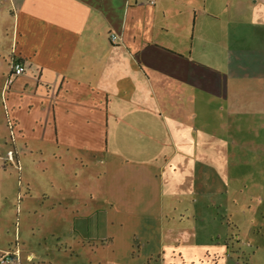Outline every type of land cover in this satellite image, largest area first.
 <instances>
[{
    "label": "crops",
    "instance_id": "0c3cea01",
    "mask_svg": "<svg viewBox=\"0 0 264 264\" xmlns=\"http://www.w3.org/2000/svg\"><path fill=\"white\" fill-rule=\"evenodd\" d=\"M0 76L2 173L36 150L72 232L117 256L128 229L160 258L187 178L264 169V0H0Z\"/></svg>",
    "mask_w": 264,
    "mask_h": 264
},
{
    "label": "rangeland",
    "instance_id": "374dc122",
    "mask_svg": "<svg viewBox=\"0 0 264 264\" xmlns=\"http://www.w3.org/2000/svg\"><path fill=\"white\" fill-rule=\"evenodd\" d=\"M3 114L0 145L5 138V148L11 149L12 136ZM242 155H237L239 161ZM27 157L23 168L6 165L4 173L0 163V264H264V169L259 161L253 168L243 165L234 175L223 170L222 183L201 186L209 189L200 190L201 194L192 192L194 186L187 178L182 185L186 192L175 194L172 203L178 210L185 205L188 211L180 217L177 210L171 218L164 207L159 226L163 253L145 261L152 250L144 245L137 249L134 242L138 252L131 258L128 229L118 238V256L96 236L102 234L101 227L94 228L91 240L72 232L70 208L64 211L58 206L60 194L48 182L54 174L31 162L39 159L36 150ZM94 204L97 207L100 201ZM7 253V258L2 257Z\"/></svg>",
    "mask_w": 264,
    "mask_h": 264
},
{
    "label": "built area",
    "instance_id": "2783aa9c",
    "mask_svg": "<svg viewBox=\"0 0 264 264\" xmlns=\"http://www.w3.org/2000/svg\"><path fill=\"white\" fill-rule=\"evenodd\" d=\"M110 39L111 40H115L116 39V35L115 34H111L110 35ZM10 69H11V73L13 75H20V74H22L24 72V66L22 65V63H20L19 61H15V60L11 61ZM11 83H12V77L9 76L6 79L5 88H7V86H9ZM7 123H8L9 129L12 130L13 129V125H12L11 121L8 120ZM11 135H13L12 131H11ZM9 154H11V153H9ZM8 254L9 253L4 254L2 257L7 258L9 256ZM5 260H7V259H5Z\"/></svg>",
    "mask_w": 264,
    "mask_h": 264
}]
</instances>
